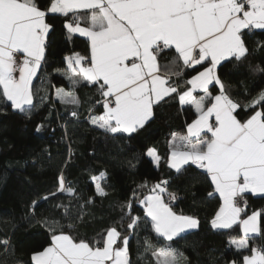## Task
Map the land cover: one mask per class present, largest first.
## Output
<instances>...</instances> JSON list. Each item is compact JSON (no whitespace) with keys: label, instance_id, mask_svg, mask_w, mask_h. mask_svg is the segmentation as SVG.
<instances>
[{"label":"snow or ice","instance_id":"snow-or-ice-1","mask_svg":"<svg viewBox=\"0 0 264 264\" xmlns=\"http://www.w3.org/2000/svg\"><path fill=\"white\" fill-rule=\"evenodd\" d=\"M61 17L66 38L79 35L89 46L87 55L75 52L65 57L67 69L62 74L73 88L87 82L103 97V113L90 115L92 125L113 138L131 137L169 99L178 97L181 105L194 107L196 118L187 124V134L173 137L168 166L178 176L192 166L202 170L193 179L206 176L213 187L208 196L218 194L222 201L212 227L240 225L244 236L230 240L237 249L250 252L240 264H264V247L249 248L254 238L250 234L264 237V210L249 215L244 199L249 193L264 197V90L241 104L230 96L218 74L223 61L247 59L245 30H264V0H0V101L6 106L25 114L36 107L33 79L47 63L48 39ZM166 50H174L175 66L195 73L184 81L183 89L172 81L181 73L172 71L170 65L161 71L158 58ZM253 71L264 72V68L257 66ZM210 86H219L218 94L213 95ZM56 95L62 103L80 106L74 92L57 89ZM241 108L251 109L244 120L238 118ZM71 114L78 115L76 111ZM41 128L37 126L36 131ZM147 155L159 165L155 148H149ZM58 182L59 192L74 195L62 173ZM169 184L167 179L156 183L139 202L155 233L175 243L174 238L197 228L199 220L178 214L165 201V194L169 201L178 198L168 191ZM96 189L98 195H107L99 182ZM27 207L25 218H35L39 201ZM57 207L64 208L59 220L43 215L36 220L50 238L47 246L31 254V264H130L127 235L111 227L100 240L81 239L71 233L76 222L83 221V213L74 216L68 205ZM127 207L130 222L126 227L135 230L140 217H131V203ZM145 243L146 251L153 249L156 264L187 260L170 245L154 249L151 242ZM9 255H14L10 239H0V257L5 258L0 264H6Z\"/></svg>","mask_w":264,"mask_h":264},{"label":"trees","instance_id":"trees-1","mask_svg":"<svg viewBox=\"0 0 264 264\" xmlns=\"http://www.w3.org/2000/svg\"><path fill=\"white\" fill-rule=\"evenodd\" d=\"M63 19L57 20L56 30L49 36L47 63L33 81L36 107L25 114L0 101V239H10L14 248V255L6 258V264H31V254L47 246L49 232L36 220L41 215L59 220L64 208L58 205H68L74 216L83 213V221H77L71 233L74 236L100 240L111 227L127 235L130 264H156L153 249L145 250L146 241L154 249L170 245L183 252L187 257L183 264H240L243 256L250 254L248 249H237L230 243L231 239L241 236L240 226L215 230L211 225L221 200L218 195L208 196L213 191L210 180L204 175L193 179L202 172L195 166L178 176L167 163L174 135H186L187 124L196 118L194 107H182L178 97L169 99L154 110V119L131 137L120 134L113 138L112 134L92 125L89 117L101 113L98 104L102 97L87 82L73 88L62 74L67 69L65 57L75 52L87 55L89 46L83 37L66 38ZM246 33L250 50L247 59L227 60L218 68L230 96L241 104H247L264 90V72L253 71L257 66L264 68V30ZM174 57V51L162 53L161 69L165 71L163 66L170 65L172 71L181 73L173 76L172 81L183 89L184 81L195 73L175 66ZM57 89L74 92L80 106L62 103L57 98ZM211 91L213 95L217 93L215 87ZM72 111L78 115L73 117ZM250 112L251 109L241 108L238 118L244 120ZM37 126H42L41 131H36ZM149 148L156 149L159 165L147 155ZM61 173L66 185L74 189V195L58 191ZM101 175L106 196L98 195L93 179ZM166 179L170 182L168 191L180 197L173 206L174 211L199 220L195 231L174 238L175 243L155 233L139 202L153 185ZM53 192L56 195L49 196ZM45 196L49 198L44 200ZM246 198L249 215L252 211L264 210V197L247 194ZM33 200L39 201L37 216L26 219L27 206ZM129 203L131 217H140L135 230L126 227L130 222ZM146 220L149 223L145 224ZM261 227L264 231V217ZM253 237L249 248L264 247V237Z\"/></svg>","mask_w":264,"mask_h":264},{"label":"crops","instance_id":"crops-1","mask_svg":"<svg viewBox=\"0 0 264 264\" xmlns=\"http://www.w3.org/2000/svg\"><path fill=\"white\" fill-rule=\"evenodd\" d=\"M246 32H248V30H245ZM252 31H261V29H253ZM76 36H79V35H76ZM84 38V37H83ZM86 39V38H85ZM169 51V50H168ZM171 51H174V50H171ZM158 60H159V58H158ZM227 61V60H226ZM225 61H223L222 63H224ZM159 63H160V60H159ZM43 65V64H42ZM42 67V66H41ZM161 71H162V69H161ZM163 72V71H162ZM39 74V73H38ZM36 78V77H35ZM35 78L33 79V81L35 80ZM215 88H216V91H217V93L216 94H218V87L219 86H214ZM213 86H210V89H212V88H214ZM198 95H200V94H202V93H197ZM102 103H103V97H102V101L98 104V106L102 109V111H101V113H98V114H96V115H100V114H102L103 113V107H102ZM182 107H185V106H187V105H181ZM185 134H187V133H185ZM172 170H174V169H172ZM175 171V170H174ZM148 194H150V193H148ZM147 194V195H148ZM249 194H251V193H249ZM218 195V194H217ZM247 195V194H246ZM245 195V196H246ZM252 196H254V197H262L261 195H253V194H251ZM222 202V201H221ZM143 206V205H142ZM174 210V209H173ZM179 214V213H178ZM198 219V218H197ZM199 226V225H198ZM240 226V225H239ZM198 228V227H197ZM197 228H195V229H190V230H188V231H186L185 233H187V232H191V231H195ZM214 229V228H213ZM215 230H222V229H215ZM240 231H241V236L238 238V239H240V238H242L243 236H244V233H243V230H242V228L240 227ZM182 234H184V233H182ZM181 234V235H182ZM251 236H257L256 234H250ZM164 238V237H163ZM250 255V254H249ZM232 264H234V263H232Z\"/></svg>","mask_w":264,"mask_h":264},{"label":"built area","instance_id":"built-area-1","mask_svg":"<svg viewBox=\"0 0 264 264\" xmlns=\"http://www.w3.org/2000/svg\"><path fill=\"white\" fill-rule=\"evenodd\" d=\"M248 32H252V30H251V31L248 30ZM166 51H168V50H166ZM169 192H171V191H169ZM177 197H178V198H177L176 201H169V200H168V197H167V194H165L164 199H165L166 202H169L170 205L173 207V206L177 203V201L179 200V198H180L178 195H177ZM244 199L247 200L246 196L244 197ZM242 206H243V205H242ZM253 247H258V246H257V245H253Z\"/></svg>","mask_w":264,"mask_h":264},{"label":"rangeland","instance_id":"rangeland-1","mask_svg":"<svg viewBox=\"0 0 264 264\" xmlns=\"http://www.w3.org/2000/svg\"><path fill=\"white\" fill-rule=\"evenodd\" d=\"M96 178H98V179H97V180H95V183L99 182V183H100V185H101V182H102V180H103V176L101 175V176H99V177H96Z\"/></svg>","mask_w":264,"mask_h":264}]
</instances>
